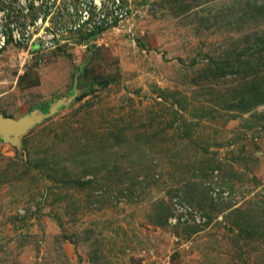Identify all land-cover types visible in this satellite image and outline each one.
Returning <instances> with one entry per match:
<instances>
[{"label":"rangeland","instance_id":"rangeland-1","mask_svg":"<svg viewBox=\"0 0 264 264\" xmlns=\"http://www.w3.org/2000/svg\"><path fill=\"white\" fill-rule=\"evenodd\" d=\"M33 114L0 264H264V0H0V117Z\"/></svg>","mask_w":264,"mask_h":264},{"label":"water","instance_id":"water-1","mask_svg":"<svg viewBox=\"0 0 264 264\" xmlns=\"http://www.w3.org/2000/svg\"><path fill=\"white\" fill-rule=\"evenodd\" d=\"M63 102L64 100L58 101L57 103L55 102L50 108V113L52 114ZM41 117L42 116L33 114L31 118L32 120H27L24 122H15L11 118L0 117V133L4 134L6 137H9L10 133L20 132L23 127L31 124L35 120H39Z\"/></svg>","mask_w":264,"mask_h":264}]
</instances>
